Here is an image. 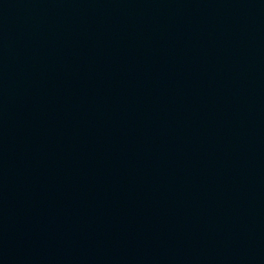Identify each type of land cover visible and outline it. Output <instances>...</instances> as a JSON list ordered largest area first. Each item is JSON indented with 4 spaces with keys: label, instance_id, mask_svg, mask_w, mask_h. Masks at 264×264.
Listing matches in <instances>:
<instances>
[{
    "label": "water",
    "instance_id": "obj_1",
    "mask_svg": "<svg viewBox=\"0 0 264 264\" xmlns=\"http://www.w3.org/2000/svg\"><path fill=\"white\" fill-rule=\"evenodd\" d=\"M0 264H264V0H0Z\"/></svg>",
    "mask_w": 264,
    "mask_h": 264
}]
</instances>
